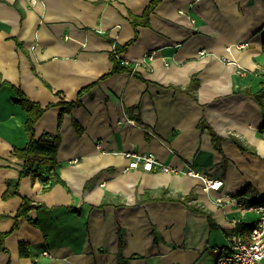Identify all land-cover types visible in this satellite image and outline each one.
<instances>
[{
  "label": "crops",
  "instance_id": "1",
  "mask_svg": "<svg viewBox=\"0 0 264 264\" xmlns=\"http://www.w3.org/2000/svg\"><path fill=\"white\" fill-rule=\"evenodd\" d=\"M151 1L0 0V233L22 198L41 206L0 264H215L258 218L242 206L264 202V0H162L135 28ZM117 47L128 65L112 73ZM13 86L52 105L35 133L60 135L61 182L27 176L4 200L28 142ZM125 153L178 173L128 169ZM189 170L224 186L207 191Z\"/></svg>",
  "mask_w": 264,
  "mask_h": 264
},
{
  "label": "trees",
  "instance_id": "2",
  "mask_svg": "<svg viewBox=\"0 0 264 264\" xmlns=\"http://www.w3.org/2000/svg\"><path fill=\"white\" fill-rule=\"evenodd\" d=\"M161 1L162 0H152L146 7L142 16H133V26L135 28H137L138 26H147L150 22L152 13L155 11ZM133 41H131L129 44H131ZM122 50L123 49L117 47L116 51L111 53V59L114 63L112 73L127 70L126 67L121 64L120 59H118L117 57L118 53H120V51ZM195 82L196 79L193 78L190 85L191 88L195 85ZM12 88L15 93L14 103L20 105L27 115L24 128L28 137V142L23 148L14 149L13 155L22 160L24 163L21 171L19 172L18 180L7 182L8 188L3 195L4 200L19 196L20 181L27 176H31L32 179L40 178L42 181H44V183H48L50 181L49 186L45 188L46 190L61 182V179L57 172V168L59 165L57 160V152L61 141L60 135L44 132L42 135L37 136L35 133V126L37 122L44 115L46 110L52 107V105L43 107L39 103L32 101L29 97H27L21 89L15 86H13ZM89 88L90 87L86 89ZM74 104L75 103H69L67 105L68 109L74 106ZM214 140L218 146V138L215 137ZM177 200L182 203H186V198H179ZM39 208H41L40 205L32 203L28 198H22L21 207L14 217L16 220V224L11 232L15 231L18 228L19 218L27 217L32 210ZM11 232L0 233V252H8L5 241L11 234ZM19 254L21 257L25 258L33 257V252L30 249V246L25 242L19 243ZM35 264L39 263L36 262Z\"/></svg>",
  "mask_w": 264,
  "mask_h": 264
},
{
  "label": "built area",
  "instance_id": "3",
  "mask_svg": "<svg viewBox=\"0 0 264 264\" xmlns=\"http://www.w3.org/2000/svg\"><path fill=\"white\" fill-rule=\"evenodd\" d=\"M237 47L242 49L245 45L240 44ZM231 50L232 47L227 48L228 52ZM120 62L122 65H128L125 60L120 59ZM125 156L129 159L128 169H136L142 165L145 171L161 170L178 173L177 169L160 163L153 153H125ZM188 174L200 177L207 191L219 190L224 186L222 179H214L195 170H189ZM242 210L253 212L258 218L247 231L242 232L237 226L234 227L227 238V245L215 249L217 254L215 264H262L264 261V202L243 205ZM44 255H48V253L45 251Z\"/></svg>",
  "mask_w": 264,
  "mask_h": 264
}]
</instances>
